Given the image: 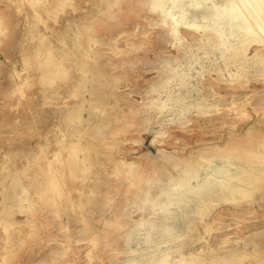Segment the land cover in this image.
Returning <instances> with one entry per match:
<instances>
[{
    "label": "rangeland",
    "instance_id": "374dc122",
    "mask_svg": "<svg viewBox=\"0 0 264 264\" xmlns=\"http://www.w3.org/2000/svg\"><path fill=\"white\" fill-rule=\"evenodd\" d=\"M248 5L0 0V264H264Z\"/></svg>",
    "mask_w": 264,
    "mask_h": 264
},
{
    "label": "bare ground",
    "instance_id": "6f19581e",
    "mask_svg": "<svg viewBox=\"0 0 264 264\" xmlns=\"http://www.w3.org/2000/svg\"><path fill=\"white\" fill-rule=\"evenodd\" d=\"M120 1H123V0H120ZM245 2L247 3V1ZM248 7L249 8L246 7L245 11L243 10L242 11L244 12V15L246 16V19H247L246 21L250 23L249 28H251V34L254 37L253 41L254 42L259 41L261 43H264V0H249ZM248 142H249L248 146L237 147L236 149L230 151L228 156L237 157L239 160L244 161L246 164H249V165H250L251 158L258 162L264 163V140L262 142H258L256 144L257 146H251L252 142L250 140H248ZM254 147H259V150H258L259 153L254 151ZM132 167L128 166L127 170L140 176L142 179L149 180L152 177L151 174H147L143 172V170H140V169L136 170L135 167L133 170ZM251 175H252V178H256L258 176V174L251 173L250 170H247L245 177H246V180L249 182L251 181ZM113 225L115 226V222L113 223ZM203 255H204L203 253H201L200 251H197L192 256H190L189 259L191 261L196 262L197 264H207V262L210 259L209 257H204L206 255L204 256Z\"/></svg>",
    "mask_w": 264,
    "mask_h": 264
}]
</instances>
